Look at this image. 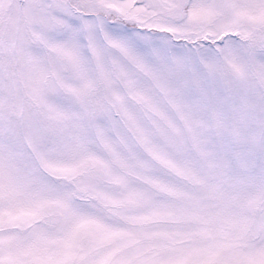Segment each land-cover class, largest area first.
Listing matches in <instances>:
<instances>
[{
  "label": "snow or ice",
  "instance_id": "1",
  "mask_svg": "<svg viewBox=\"0 0 264 264\" xmlns=\"http://www.w3.org/2000/svg\"><path fill=\"white\" fill-rule=\"evenodd\" d=\"M0 264H264V0H0Z\"/></svg>",
  "mask_w": 264,
  "mask_h": 264
}]
</instances>
